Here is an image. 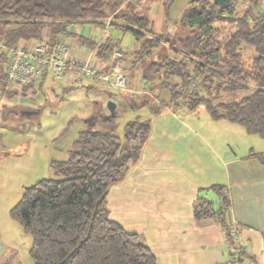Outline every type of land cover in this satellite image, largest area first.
<instances>
[{
	"label": "trees",
	"instance_id": "trees-1",
	"mask_svg": "<svg viewBox=\"0 0 264 264\" xmlns=\"http://www.w3.org/2000/svg\"><path fill=\"white\" fill-rule=\"evenodd\" d=\"M156 1L0 0V42L12 46L38 41L45 29L51 41L57 35L71 34L74 24L105 26L108 20L109 25L133 33L135 49L131 53L123 49L124 72L141 67L149 89H156L160 97L159 106L174 110L203 105L212 118L227 119L245 127L249 134L264 137V0H246L249 6L241 14L234 9L236 0L224 5L191 0L175 22L180 29L171 35L152 30L150 11ZM174 1L163 0L164 9ZM225 22L231 23L227 30ZM117 47L118 41L106 36L96 55L108 62ZM6 60L7 53L0 51L1 91L7 84ZM90 86L100 87L95 83ZM29 89L34 90L31 86L13 88L8 97L28 95ZM106 92L110 98L120 96ZM166 92L168 96L163 98ZM226 93L243 94L234 98ZM126 95L132 108L147 105L152 112L158 111L151 98ZM150 134L148 118L128 121L123 138L113 130L88 126L66 159H53L56 178H43L24 189L11 213L32 236L34 264H156L151 247L138 233L111 219L108 208L110 187L139 161ZM256 155L264 159L262 153ZM211 188L219 202L199 196L193 205L194 217L218 222L233 246L227 221L229 195L221 184Z\"/></svg>",
	"mask_w": 264,
	"mask_h": 264
},
{
	"label": "rangeland",
	"instance_id": "rangeland-1",
	"mask_svg": "<svg viewBox=\"0 0 264 264\" xmlns=\"http://www.w3.org/2000/svg\"><path fill=\"white\" fill-rule=\"evenodd\" d=\"M190 1L175 0L168 10L164 9L163 0L156 1L150 11L153 26L163 19L166 22L171 20L175 25ZM236 1L234 9L237 14H241L249 4L246 0ZM262 7L263 4L260 5L261 9ZM108 23L110 22L107 20L105 26L93 27L87 23L78 24L76 33L98 40L112 36L118 41L117 48L122 49L123 55L124 50L131 53L136 47L133 33ZM223 24L225 30L231 26V23ZM168 27L170 23H166V28L163 25L164 29L161 32L171 35L180 29L174 26L172 31H168ZM168 44L164 43L166 46ZM246 57L248 58V54ZM125 73L128 86L122 91L111 87L100 88L102 85L90 86L87 79L76 80L77 83L71 88H64L65 80H59V84L55 85L47 79L44 87L40 91L36 90V95H44L45 103L30 115L17 112L18 109L12 101L16 94L8 97V91L11 89L1 91L0 88V264H34L30 254L32 236L26 233L12 216L11 209L19 202L26 187L43 178L57 177L51 166L53 159H66L68 150L81 131L88 126L102 131L113 130L123 138L128 121L139 117L150 118L153 141L147 145L146 152L153 154L154 158L148 161L156 165L184 166L186 161L189 164L185 168L192 170L190 174L195 179L205 178L207 164L211 163L213 165L209 167H212V175H216L219 180L221 169L218 162H224L225 150L226 153L242 155L252 148L258 149L264 145V137L249 134L245 127L227 119L212 118L203 105L177 106L172 109L175 115L170 114L171 112L166 110L169 108L158 105L157 99L160 97H157L156 89L150 90L149 82H146V86L142 85L141 67H136L133 71L127 68ZM163 74L162 71V78ZM48 88H53L52 93L46 91ZM106 90L119 93L123 98L119 99L117 95L112 99ZM126 94L139 100L142 96L151 98L158 111L152 112L147 105L132 108L126 102ZM28 95L31 99L35 94ZM240 95L226 93L227 97L239 98ZM166 96L167 92L163 98ZM110 100L116 101L117 104L116 115L112 121L105 119L110 112L108 108ZM95 117L96 120L92 124ZM221 144L226 145L224 149H221ZM212 192L215 194L213 189Z\"/></svg>",
	"mask_w": 264,
	"mask_h": 264
},
{
	"label": "crops",
	"instance_id": "crops-1",
	"mask_svg": "<svg viewBox=\"0 0 264 264\" xmlns=\"http://www.w3.org/2000/svg\"><path fill=\"white\" fill-rule=\"evenodd\" d=\"M166 23H170L167 30L172 31L175 25L171 20L166 22L164 19L154 26L152 24V30L161 32L166 28ZM87 24L91 27L95 25ZM77 26L72 25L71 34L68 35L72 39L75 56L81 58L88 49L94 48L95 58L101 66H105L106 62L96 55L97 46L91 45L96 42L95 45L99 46L103 38L98 40L76 33ZM43 38H49V30H44ZM45 81L33 87L35 90H28V94H35L32 100L29 95H16L12 99L18 109L15 111L30 115L44 105V95H36V90L40 91ZM75 81L65 79L64 88L75 86ZM141 82L147 85L143 77ZM87 83L93 84L90 81ZM50 88L46 91L52 93L53 88ZM166 110L175 115L172 109ZM152 139L153 133L145 143L139 161L121 181L110 187V218L129 232L138 233L155 253L156 264H264V159L256 155L262 153L264 158V145L242 155L226 153L225 150L224 162H218L221 169L219 180L212 175L211 163L207 164L206 177L195 179L191 177L192 170L185 168L189 164L186 161V166L156 165L148 161L154 158L153 154L146 152ZM225 146L221 144V149ZM213 184L223 185L229 195L227 221L233 246L226 229L218 222L194 217L193 205L199 196L219 202L217 192L214 189L215 194L212 192Z\"/></svg>",
	"mask_w": 264,
	"mask_h": 264
},
{
	"label": "built area",
	"instance_id": "built-area-1",
	"mask_svg": "<svg viewBox=\"0 0 264 264\" xmlns=\"http://www.w3.org/2000/svg\"><path fill=\"white\" fill-rule=\"evenodd\" d=\"M98 46V45H97ZM0 51L7 53L4 64L7 89L23 86L38 87L49 79L53 84L59 80L87 79L98 85L122 91L128 86L124 72L123 51L115 48L105 66L95 58L94 48L88 49L81 58L75 56L70 36L60 34L53 40L21 41L8 46L0 42Z\"/></svg>",
	"mask_w": 264,
	"mask_h": 264
},
{
	"label": "water",
	"instance_id": "water-1",
	"mask_svg": "<svg viewBox=\"0 0 264 264\" xmlns=\"http://www.w3.org/2000/svg\"><path fill=\"white\" fill-rule=\"evenodd\" d=\"M215 2L224 5V4H228L231 2V0H214ZM108 108H109V114H107V116H105V119H109L112 115L115 114V110H116V102L113 100H110L108 102Z\"/></svg>",
	"mask_w": 264,
	"mask_h": 264
}]
</instances>
